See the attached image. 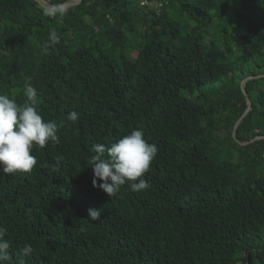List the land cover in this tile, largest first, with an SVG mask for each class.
Here are the masks:
<instances>
[{
  "label": "trees",
  "instance_id": "obj_1",
  "mask_svg": "<svg viewBox=\"0 0 264 264\" xmlns=\"http://www.w3.org/2000/svg\"><path fill=\"white\" fill-rule=\"evenodd\" d=\"M143 1L53 18L0 0V94L22 105L32 86L61 124L31 172H0L6 264H264V0ZM133 129L158 149L150 187L110 197L93 187L92 146Z\"/></svg>",
  "mask_w": 264,
  "mask_h": 264
},
{
  "label": "clouds",
  "instance_id": "obj_2",
  "mask_svg": "<svg viewBox=\"0 0 264 264\" xmlns=\"http://www.w3.org/2000/svg\"><path fill=\"white\" fill-rule=\"evenodd\" d=\"M66 11L62 6L52 5L45 9L44 14L55 18ZM48 39L52 44L59 42L55 30H50ZM25 92L27 99L22 105L8 95L0 94V172L4 174L31 172L37 164L36 157L31 154L33 146L43 148L49 141L60 143L57 131L61 124L44 120L38 110L39 97L34 87L28 86ZM67 119L76 121L78 113H68ZM92 148L96 153L89 159L94 173L93 187L101 188L110 197L125 184L133 192L150 187V183L142 177L149 170L158 149L155 144L144 139L142 130H131L107 148L104 144H94ZM105 156L107 158H103ZM97 178L102 181L99 185L96 183ZM87 215L91 221H96L100 213L99 210L89 209ZM7 231L0 226V264L10 260L11 244L5 238ZM31 250L30 245H25L23 253L27 255ZM18 264H24V260L20 259Z\"/></svg>",
  "mask_w": 264,
  "mask_h": 264
},
{
  "label": "water",
  "instance_id": "obj_3",
  "mask_svg": "<svg viewBox=\"0 0 264 264\" xmlns=\"http://www.w3.org/2000/svg\"><path fill=\"white\" fill-rule=\"evenodd\" d=\"M41 6H43V7H45V8H49L50 6H52V5H49V4H47L46 2H44L43 0H36ZM81 0H68L67 2H65V3H63L62 5H60V6H62V8L63 9H66V8H68V7H71V6H74V5H76V4H78L79 2H80ZM250 78V77H249ZM249 78H246L245 80H243L242 81V83H241V88L243 89V91H244V85H245V81L247 80V79H249ZM245 95H246V93H245ZM247 98V97H246ZM247 109L245 110V112L242 114V116L239 118V120L237 121V123L235 124V126H234V129H233V135H235V133H236V130H237V127H238V125H239V123L241 122V120L245 117V115L247 114V112L251 109V103H250V101L248 100V98H247ZM260 137V136H259Z\"/></svg>",
  "mask_w": 264,
  "mask_h": 264
},
{
  "label": "rangeland",
  "instance_id": "obj_4",
  "mask_svg": "<svg viewBox=\"0 0 264 264\" xmlns=\"http://www.w3.org/2000/svg\"><path fill=\"white\" fill-rule=\"evenodd\" d=\"M257 77H259V76H257ZM214 128H216V125H214L213 129ZM225 134H226V132L225 133H221L219 138H218V140H220L222 136H225ZM221 153H223V151H221ZM233 159H234V157H232V161H233Z\"/></svg>",
  "mask_w": 264,
  "mask_h": 264
},
{
  "label": "built area",
  "instance_id": "obj_5",
  "mask_svg": "<svg viewBox=\"0 0 264 264\" xmlns=\"http://www.w3.org/2000/svg\"><path fill=\"white\" fill-rule=\"evenodd\" d=\"M147 3H148V2H147V1H145V0H144L143 2H141V4H142V5H143V4H147Z\"/></svg>",
  "mask_w": 264,
  "mask_h": 264
}]
</instances>
